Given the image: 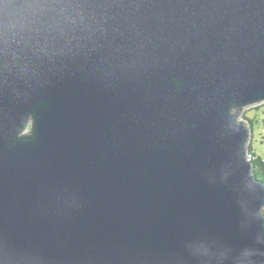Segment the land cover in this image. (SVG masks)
<instances>
[{
	"label": "water",
	"instance_id": "water-1",
	"mask_svg": "<svg viewBox=\"0 0 264 264\" xmlns=\"http://www.w3.org/2000/svg\"><path fill=\"white\" fill-rule=\"evenodd\" d=\"M264 0H0V264H264Z\"/></svg>",
	"mask_w": 264,
	"mask_h": 264
},
{
	"label": "rangeland",
	"instance_id": "rangeland-1",
	"mask_svg": "<svg viewBox=\"0 0 264 264\" xmlns=\"http://www.w3.org/2000/svg\"><path fill=\"white\" fill-rule=\"evenodd\" d=\"M242 120L253 129L251 145L257 155L264 154V103L243 110ZM248 119V120H247ZM250 120L253 122L252 125Z\"/></svg>",
	"mask_w": 264,
	"mask_h": 264
},
{
	"label": "trees",
	"instance_id": "trees-1",
	"mask_svg": "<svg viewBox=\"0 0 264 264\" xmlns=\"http://www.w3.org/2000/svg\"><path fill=\"white\" fill-rule=\"evenodd\" d=\"M250 123L252 125L253 122L250 120ZM249 152L252 162L254 163V173L259 177V179L264 181V154L257 155L254 152L252 145L250 146Z\"/></svg>",
	"mask_w": 264,
	"mask_h": 264
},
{
	"label": "bare ground",
	"instance_id": "bare-ground-1",
	"mask_svg": "<svg viewBox=\"0 0 264 264\" xmlns=\"http://www.w3.org/2000/svg\"><path fill=\"white\" fill-rule=\"evenodd\" d=\"M249 157H250V152H249ZM250 159H251V157H250Z\"/></svg>",
	"mask_w": 264,
	"mask_h": 264
}]
</instances>
